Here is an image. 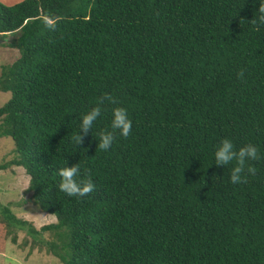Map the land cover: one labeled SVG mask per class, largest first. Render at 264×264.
I'll return each mask as SVG.
<instances>
[{"label":"trees","instance_id":"trees-1","mask_svg":"<svg viewBox=\"0 0 264 264\" xmlns=\"http://www.w3.org/2000/svg\"><path fill=\"white\" fill-rule=\"evenodd\" d=\"M260 3L0 1V40L18 52L0 72L10 93L0 139L14 144L0 171L22 168L34 204L55 216L37 230L0 205V223L31 239L19 247L44 246L62 264H264ZM97 103L102 114L77 145L78 118ZM116 106L131 131L100 150ZM223 138L258 148L239 184L231 165L213 162ZM72 164L94 183L83 197L59 190Z\"/></svg>","mask_w":264,"mask_h":264},{"label":"rangeland","instance_id":"rangeland-1","mask_svg":"<svg viewBox=\"0 0 264 264\" xmlns=\"http://www.w3.org/2000/svg\"><path fill=\"white\" fill-rule=\"evenodd\" d=\"M7 1L8 3L6 4H10L19 0ZM6 41V39L0 41V72L1 66L11 64L18 57V52L15 49L5 47L4 43ZM9 98V92H0V106ZM11 147H14L11 138L0 139V163L8 162L14 157L10 153ZM27 186L28 177L22 168L10 166L8 170L0 171V205L9 207L18 219L29 222L38 230L41 226L54 222L55 216L42 213L38 209L33 202L31 193L27 191ZM0 220H2L1 216ZM5 228L0 223V264H62L59 259L46 252L44 246H42L41 250L30 249L28 245L22 249L19 246L23 245L25 240L28 243L31 241L25 231H20L16 228H6L11 234L7 236ZM14 235L17 238L16 244H12L10 240ZM49 235H51L49 232L43 233L42 237L46 238L48 236L50 238Z\"/></svg>","mask_w":264,"mask_h":264},{"label":"clouds","instance_id":"clouds-1","mask_svg":"<svg viewBox=\"0 0 264 264\" xmlns=\"http://www.w3.org/2000/svg\"><path fill=\"white\" fill-rule=\"evenodd\" d=\"M257 13V17L252 20V23L264 24V0H261L257 8ZM242 74V72L238 73V75ZM111 102L115 103V101ZM102 111V103H97L80 115L77 121V130L79 131H76L73 137L77 145L82 142L84 135H87L89 132L92 134L94 123L101 116ZM131 127L132 121L129 118V113L126 108L121 106L111 108V130H105L99 133L98 148L100 150L109 149L116 139V136L127 137L131 131ZM259 159L260 155L255 144L247 143L240 147H236L230 138L221 139L213 152V162L217 166H224L225 168L231 165L228 180L232 184L243 182L245 173L254 174L256 169L250 165V162ZM58 175L61 177L58 185L59 190L66 193L68 196L83 197L94 190V183L91 179H78L80 176V169L76 164L61 168Z\"/></svg>","mask_w":264,"mask_h":264},{"label":"crops","instance_id":"crops-1","mask_svg":"<svg viewBox=\"0 0 264 264\" xmlns=\"http://www.w3.org/2000/svg\"><path fill=\"white\" fill-rule=\"evenodd\" d=\"M3 4H6V3H8V1L7 0H0ZM11 1V0H10ZM19 1H21V0H19ZM18 1V2H19ZM18 2H15V3H18ZM15 3H10V4H6V5H12V4H15Z\"/></svg>","mask_w":264,"mask_h":264}]
</instances>
